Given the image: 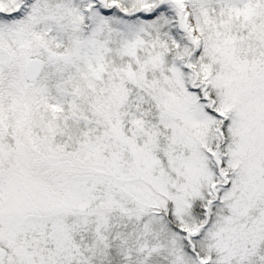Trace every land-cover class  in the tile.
Wrapping results in <instances>:
<instances>
[{
    "label": "snow or ice",
    "instance_id": "6c2138e0",
    "mask_svg": "<svg viewBox=\"0 0 264 264\" xmlns=\"http://www.w3.org/2000/svg\"><path fill=\"white\" fill-rule=\"evenodd\" d=\"M0 264H264V0H0Z\"/></svg>",
    "mask_w": 264,
    "mask_h": 264
}]
</instances>
